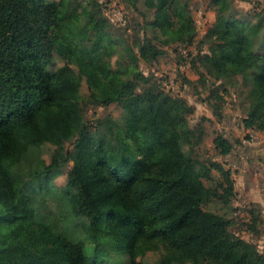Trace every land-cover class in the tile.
Listing matches in <instances>:
<instances>
[{
    "label": "trees",
    "instance_id": "obj_1",
    "mask_svg": "<svg viewBox=\"0 0 264 264\" xmlns=\"http://www.w3.org/2000/svg\"><path fill=\"white\" fill-rule=\"evenodd\" d=\"M231 16L217 18V49L205 57L224 76L250 79L256 103L243 124L252 128L264 118V34ZM110 27L94 1L0 0V264H264V239L259 248L229 218L202 208L229 201L233 181L196 156L204 130L189 126L191 105L152 84L138 90L147 79L134 64L129 77L110 78L100 54L101 39L114 41ZM136 47L122 49L131 63L164 53L146 36ZM56 56L103 78L91 98L117 102L121 125L98 123L106 135L96 138L67 64L52 66ZM212 142L220 155L232 149L221 133ZM44 144L53 147L49 160ZM213 167L224 176L222 192L203 181ZM63 172L58 186L53 176ZM247 213L246 230L258 233L260 209ZM142 248L157 259L137 261Z\"/></svg>",
    "mask_w": 264,
    "mask_h": 264
},
{
    "label": "rangeland",
    "instance_id": "obj_2",
    "mask_svg": "<svg viewBox=\"0 0 264 264\" xmlns=\"http://www.w3.org/2000/svg\"><path fill=\"white\" fill-rule=\"evenodd\" d=\"M78 1L81 4L92 1L97 3L111 25L109 36L114 41L103 38L100 47L101 58L111 68L110 78L118 80L120 77H129L131 65L134 64L147 79L139 81L138 90L152 84L164 93L183 98L192 107V112L187 115L189 126L199 125L204 130L201 142L194 147L196 156L206 165L212 162L219 164L222 170L228 169L229 177L232 179L233 173L238 169L226 165L222 156L214 149L211 137L221 133L231 140L233 149L244 146L251 137L245 131L243 118H247L256 101L251 94L250 79H244L242 74L222 75L221 70L211 65L205 56L211 55L212 48H215V51L217 49L218 40L214 27L220 15L223 17L232 15L229 20L236 24L257 27L264 34V0H232L230 4L214 0H167L164 11L161 9L163 0ZM187 14L190 23H187ZM188 27L189 40L186 38ZM144 36L164 53L154 59L138 57L131 63L128 52L122 49L130 46L132 51L137 52L136 44L140 43ZM258 39L255 36L254 47L259 44ZM252 54L250 51H244L245 57ZM63 64H67L70 82L81 95L82 118L90 126V131L95 132L96 138L106 135L104 131L95 130L98 123L103 128L112 124L121 125L125 111L117 102L103 105L91 98V93L98 94L99 82L103 78L90 70L79 68L72 60L57 56L52 66ZM252 128L264 133V118H255ZM52 149L49 144L41 146L45 160H49ZM262 164L264 165V162ZM255 165L259 166L258 170L262 169L260 163ZM209 174L211 176L209 179L203 178L204 183L207 186H216L218 191L222 192L226 182L221 170L213 167L210 168ZM53 181L58 186L64 185L66 173L54 175ZM232 181L234 188V180ZM218 182L221 185H218ZM233 197L237 198L235 195ZM261 201L257 203L247 200L229 205L219 202L213 204L211 201L204 203L202 208L226 216L230 219L232 230L262 248L264 197ZM253 204L263 215L258 233H250L245 228L247 212ZM97 234H100L99 229ZM157 257L158 252L142 248L136 259L153 263Z\"/></svg>",
    "mask_w": 264,
    "mask_h": 264
},
{
    "label": "crops",
    "instance_id": "obj_3",
    "mask_svg": "<svg viewBox=\"0 0 264 264\" xmlns=\"http://www.w3.org/2000/svg\"><path fill=\"white\" fill-rule=\"evenodd\" d=\"M249 133L250 140L244 143V146L231 149L227 155H221L226 165L237 168L238 171L233 173L234 180L233 192L237 198L232 197L226 203L218 200H212L213 204L243 203L245 201L261 203L264 197V133L257 132L253 128H245ZM213 137H211V142ZM213 143V142H212ZM257 163L262 165V169L255 167ZM263 173V174H262ZM231 200V201H230ZM211 202V201H210ZM263 216V215H262Z\"/></svg>",
    "mask_w": 264,
    "mask_h": 264
}]
</instances>
